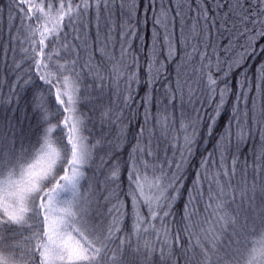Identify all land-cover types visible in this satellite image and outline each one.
I'll use <instances>...</instances> for the list:
<instances>
[{
	"label": "snow or ice",
	"instance_id": "1",
	"mask_svg": "<svg viewBox=\"0 0 264 264\" xmlns=\"http://www.w3.org/2000/svg\"><path fill=\"white\" fill-rule=\"evenodd\" d=\"M115 0H14L13 7L19 12L21 24L27 32L28 39L39 36V51L35 53L33 67L37 70L39 80L48 85V97L54 96L56 110L53 112L48 104V97L43 93L36 97V110L39 111L42 123L48 125L36 145L31 149L21 145L17 152L14 147L6 149L4 137H0V245L9 234L13 242L9 245L12 251L5 252L0 248V264H264V181L245 180L242 185H233L232 177L236 174L239 156L234 152L247 143L254 135L249 120L251 112L252 125L256 126L260 142L253 149V171L259 175L264 171V105L259 112L255 100L252 108L243 111L237 105L226 131L220 136L216 147L201 160L203 171L195 173L196 179L188 190L189 199L184 204V215L180 221L174 220V204L183 187V167L188 163L181 152V158L175 162L176 172L167 177L163 165L152 150V141L141 142L145 128L141 126L137 144L129 154L128 167L129 190L127 197L130 207L121 198L119 181L121 168L113 162L107 179L115 186L108 195L102 197L105 210L99 209L100 199L89 186L84 190L86 179L85 168L90 167L94 150L101 144L100 140L89 144L83 135L85 122L78 114L82 102V70L77 71L79 59L78 46L67 42L65 27H71L75 40L81 39L79 28L84 27V19L93 8L99 13L106 9L109 18L113 14ZM211 4H214L213 8ZM189 13H194L185 46L189 39L202 36L214 41L206 45L212 47L213 54L200 52L193 47L192 52H185L184 63L187 64L194 55H199V71L207 76L206 88L211 99L216 100L213 115H208L209 134L212 132L216 117L223 110L225 97L231 92L228 79L231 74L241 69L245 59L256 55L259 50L264 54L260 41L264 40V0H191ZM121 9L124 4L119 5ZM135 0L128 5V18L132 19L136 11ZM183 8V5H178ZM168 9L161 8L155 18V24L165 30L164 44L157 53L153 44L152 56L149 57L147 79L141 81L133 65L124 63L129 49L121 45L119 61L108 51V43L100 50L101 55L114 61L109 75L118 85L121 79L126 86L124 104L134 102L133 85L153 86L164 78L165 60H171L178 52L172 43L167 29L171 21ZM176 17L182 16L176 11ZM15 19V17H14ZM175 19V17H173ZM41 22L39 26L25 24V21ZM203 22V23H201ZM122 35H133L134 27L130 23L120 25ZM127 30V31H125ZM182 34L184 29L182 28ZM159 33H155L158 36ZM63 37V39H62ZM98 39V35H97ZM59 43V49L48 47L45 41ZM111 40V33L106 41ZM243 40L244 43L240 44ZM87 45V41H84ZM239 47V51L236 49ZM130 48V46H129ZM71 49L77 52L75 59L60 62L61 52ZM166 49V54L164 52ZM217 49L225 55L222 59ZM25 53L28 49L23 50ZM164 55L165 60L156 59ZM207 61V63H203ZM20 65L17 64L16 68ZM84 67L88 74L98 79L101 84L105 77L99 64H93L91 57ZM204 69H208L207 72ZM213 69L215 70L213 72ZM224 87H220V83ZM31 83V80L25 81ZM239 93H234L238 101L247 100L243 91L249 87L245 75L240 82ZM252 87L264 95V63H261L253 77ZM185 88L187 89L185 93ZM54 90V91H53ZM196 89L187 81L172 89L166 88V95L175 100L180 94L181 103L186 94L192 102ZM218 97V99H217ZM152 95L145 92L143 105L152 104ZM199 102V101H197ZM56 112L63 115L58 123H52ZM150 112H145V124ZM207 115V114H206ZM111 109L105 111L102 118L111 119ZM199 119V113H197ZM243 117V122L239 119ZM117 119H119L117 117ZM155 119V118H154ZM169 117L164 115L156 120V129L167 138ZM232 121H236L235 132ZM189 124H181L187 131ZM152 132L149 133L151 137ZM66 140V143L64 141ZM14 145V140L10 141ZM195 144V133L183 137L182 148L191 156ZM119 150V145H117ZM152 157V160L147 159ZM218 157V158H217ZM109 159H112L109 157ZM230 161V162H229ZM101 163H107L101 158ZM169 168L172 162H167ZM247 165V161L245 160ZM159 171V175L157 172ZM166 181V182H165ZM207 181V187L203 182ZM107 191V189H105ZM63 194H70L65 196ZM206 198V199H205ZM203 201V204H202ZM131 217L130 233L125 235L124 220ZM173 217L177 227L172 228L168 218ZM155 235L157 240L163 234V247H157L148 235ZM20 236L22 240H16ZM117 241L119 243L117 244ZM19 252V255H17Z\"/></svg>",
	"mask_w": 264,
	"mask_h": 264
},
{
	"label": "trees",
	"instance_id": "2",
	"mask_svg": "<svg viewBox=\"0 0 264 264\" xmlns=\"http://www.w3.org/2000/svg\"><path fill=\"white\" fill-rule=\"evenodd\" d=\"M13 2L14 0H0V137H4L3 143L6 149L14 147L18 152L21 145L28 149H31L32 145H36L38 139L42 137L44 129L48 126L42 123L41 115L36 110V97L41 93L48 97L49 86L39 80L37 70L33 67V59H31L35 56L32 51L33 47L37 51L40 48V45L34 44L33 41H38L40 37L37 35L30 40L26 38L27 32L24 25L21 24L19 12L13 7ZM130 2L131 0H115L110 5L113 11L111 18H109V12L104 9L99 13V20H97L96 10L94 8L90 10L84 19L85 26L79 28L80 43L73 42L74 45L78 46L79 53L77 71L83 69L80 85L83 99L78 106V114H81L85 122L83 135L89 144L95 143L97 140L101 141V144L94 150L90 167L85 168L86 179L82 182L83 188L88 190L91 186L95 197L101 198L99 210L103 212L105 208L102 197L108 195L115 187L107 179L109 169L115 161L119 163L121 168L118 191L122 194L121 198L130 207L131 201L127 197L129 180L126 162L129 160V154L132 152L133 147L137 144L141 126L146 129L143 136H139L142 143L151 139L152 150L156 149L160 152L169 150L176 157L182 148L175 146L174 151L172 150L167 141L168 137L161 136L156 129V120L162 119L164 115L169 117L167 135L174 133V131H180L182 123L189 124L191 122L194 127H188L183 134L192 135L195 133V144L192 146L193 154L189 156L187 150L185 151L188 163L184 165V174L181 181L183 187L180 188V196L174 204V220L180 221L183 216L185 196L188 189H190L193 176L200 168L201 160L213 152L220 136L226 131L234 107L238 105L241 110L247 111L252 108V101L255 100L256 110L259 112L261 106L264 105V95L252 87L253 77L257 74L260 64L264 63V54H261L258 50L256 55L245 59L241 69H237L231 74L228 79V87L231 92L225 97L226 102L223 110L216 117L212 132L209 134L208 115L214 114L216 100L211 99L209 96L206 88L207 76L199 71L201 68L199 55H194L190 62L184 63L185 52L191 53L193 47H198L200 52L207 51V54L212 56V47L206 48V45L213 44L215 46L214 41L206 36L189 39L185 46V38L191 36L189 29L194 22L192 19L194 13H189L188 9L189 6L195 7V5H191V0H135L136 11L129 21L127 12ZM209 2L211 3V0ZM121 3L124 4L123 9L119 7ZM178 5H183V8H179ZM211 6L215 7L214 4H211ZM162 7L169 10L168 19L171 23L167 33L170 34L178 54L171 60H165L164 55L154 57L165 60L164 78H161L153 88H145L142 84L139 86L133 85L135 89L134 102L125 105L123 102L124 96L127 94L125 82L121 79L117 85L113 81L109 75V70L114 61L102 56L99 49L105 43H108V51L115 57L116 61H119L121 58V45L123 44L125 48L129 49L123 62L132 65V59L135 57L137 65H133L132 70L136 71L141 81L146 80L148 61L149 57L152 56L153 44H156L157 53L161 52V46L164 44L165 30L154 22ZM176 11H181L182 16L176 17ZM24 23L39 26L41 22L30 20ZM125 23H130L134 27L135 32L133 35L121 34L120 25ZM182 28L184 29L183 34ZM64 32L73 36L77 34L72 31L70 26L65 27ZM109 32L111 33V40L106 41ZM155 33H159V35L154 38ZM85 40L87 45L84 44ZM243 43L244 41L241 40L240 44ZM45 44L48 45L45 52L50 51L53 47L59 49V43L52 44L46 40ZM260 46L264 47V40L260 41ZM24 49H28V52L22 53ZM239 50V47H237L236 51ZM217 51L223 59L226 54L220 49H217ZM164 52L166 54V49H164ZM61 57L60 62L65 59H75L77 52L62 51ZM89 57H91L93 64L101 66V72L105 77L102 84L94 76L89 75L87 68L84 67ZM203 63L206 64L207 61ZM17 64L20 65L19 68H16ZM204 71L207 72L208 69H204ZM245 75L248 78L249 87L243 89V91L247 93L248 99L238 101L234 93L241 91L239 85L244 80ZM29 80H31V83H25ZM178 80L180 83L187 81L196 89L191 103L188 102L186 94L183 98V105L179 93H177L175 100H171L166 95V88L170 86L175 89ZM220 87H224L222 82ZM146 91L150 92L153 98L152 104L147 109L142 100ZM186 91L185 88V93ZM48 104L50 109L55 112L54 96L48 97ZM108 109H111V119L102 118L103 113ZM146 110L150 112L147 124L144 120ZM197 113H199V119ZM250 117L251 112H249V120L246 123L251 125L254 135L238 151L234 149L235 154L239 156V163L236 169L237 173L232 180L237 186L242 185L245 180L251 182L254 178L258 181H264V171L256 175L252 167L253 149L259 145L260 138L259 135H255L257 129L255 125H252ZM62 119L63 115L56 112L51 122L55 124ZM239 119L243 122L242 116ZM236 130V121H232V131L235 132ZM150 132L153 133L151 137L149 136ZM12 140H14V145L10 143ZM64 143H66V140ZM117 145H119V150H117ZM102 157L107 163H101ZM109 157L112 159H109ZM168 220L173 229L177 227L176 223L173 222V217H169ZM124 226L125 235H128L132 226L131 217L125 218ZM9 237L0 245V248H3L5 252L12 251L9 245L13 240L10 234ZM15 239L22 240L23 238L16 236ZM17 255H19V252H17Z\"/></svg>",
	"mask_w": 264,
	"mask_h": 264
},
{
	"label": "rangeland",
	"instance_id": "3",
	"mask_svg": "<svg viewBox=\"0 0 264 264\" xmlns=\"http://www.w3.org/2000/svg\"><path fill=\"white\" fill-rule=\"evenodd\" d=\"M30 40V39H29ZM67 42L70 44V45H73L74 43L73 42H79L80 43V40H75L74 39V36L70 33L67 34ZM71 50V49H69ZM22 53H25L24 51H22ZM181 128V129H180ZM180 131H174V133H170L169 135H167L168 137V144L172 147V150L174 151V147L175 146H180V148H182V145H183V137L185 136L183 133H184V129L180 126ZM190 134V133H189ZM176 142V143H175ZM161 149V148H160ZM185 151L186 149H181V151L177 154V156L175 157L174 154L172 152H170L169 150H163L160 152V150H153L155 156L158 158L156 160V162L158 164H162L163 165V171L165 173H167V177L171 178L173 173L176 172V167H175V162H178L181 158V152H183V155L184 157L186 158V155H185ZM159 157H160V160H159ZM147 159L149 160H152L153 158L152 157H148ZM171 161L172 162V166L171 168H169L168 166V163ZM184 169V167H183ZM85 171V170H84ZM198 171H203L202 168H198ZM169 172V173H168ZM172 172V173H170ZM237 173V171H236ZM157 174L159 175V171L157 172ZM183 174H184V170H183ZM236 175V174H235ZM235 176L232 177V179H234ZM196 179V176L194 174L193 176V180L192 182ZM166 182V181H165ZM232 183H233V180H232ZM204 184V187L206 188L207 187V181H204L203 182ZM233 185H235V183H233ZM192 187V184L190 186V188ZM189 190V189H188ZM65 196H70V194H63ZM185 203L187 202V200L189 199V192L187 191L186 193V196H185ZM206 199V198H205ZM202 204H203V201H202ZM183 215H184V207H183ZM170 223V222H169ZM173 228V226H172ZM175 229V228H174ZM148 239L151 240L158 248L159 247H163V234H161V239L160 240H157L155 235H152V234H149L148 235ZM119 243V241H117V244Z\"/></svg>",
	"mask_w": 264,
	"mask_h": 264
}]
</instances>
